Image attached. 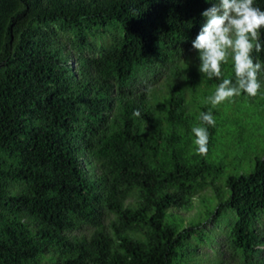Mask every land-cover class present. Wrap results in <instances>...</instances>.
<instances>
[{
    "label": "trees",
    "instance_id": "1",
    "mask_svg": "<svg viewBox=\"0 0 264 264\" xmlns=\"http://www.w3.org/2000/svg\"><path fill=\"white\" fill-rule=\"evenodd\" d=\"M211 6L0 0V264H200L204 228L223 218L212 262L264 264V72L256 97L215 107L221 80L189 67L186 85L169 79ZM222 72L235 79L231 59Z\"/></svg>",
    "mask_w": 264,
    "mask_h": 264
},
{
    "label": "clouds",
    "instance_id": "2",
    "mask_svg": "<svg viewBox=\"0 0 264 264\" xmlns=\"http://www.w3.org/2000/svg\"><path fill=\"white\" fill-rule=\"evenodd\" d=\"M212 6L202 12L205 18L191 47L198 53V71L208 79L222 82L215 94L209 97L215 107L222 102H231L244 93L256 97L261 89L258 76L264 65L253 57V52L264 50L260 33L264 30V11L254 6V0H205ZM232 61L235 79L223 78L222 66ZM139 117L140 112L134 111ZM203 124L214 127L211 112L202 113ZM196 151L200 155L208 152L209 132L207 127H194Z\"/></svg>",
    "mask_w": 264,
    "mask_h": 264
},
{
    "label": "rangeland",
    "instance_id": "3",
    "mask_svg": "<svg viewBox=\"0 0 264 264\" xmlns=\"http://www.w3.org/2000/svg\"><path fill=\"white\" fill-rule=\"evenodd\" d=\"M113 33L108 32L104 33L102 35L92 36L91 40L96 43L99 47L102 45H107L113 40ZM199 59H198V53L194 50L190 53L184 54L180 60L178 61V68L176 70L180 71V74L170 75L169 79L170 81L178 82L182 85H186V80L190 79L191 76V70L195 69L198 71L199 68ZM191 68L190 72H186L185 69ZM164 73L160 76H157L156 79H151L149 81V84L153 93L157 94L158 96H161L168 92L167 87H165V80L167 75L169 74L168 71L163 70ZM205 76V75H203ZM187 87V86H186ZM189 97V95H187ZM210 193V191H209ZM196 202H199L196 200ZM181 214L186 217V226H190V221H197L196 218L198 217L197 209L193 208L191 210H183L181 211ZM228 220V221H227ZM223 218L221 221L216 222V219L214 221L205 226V231L207 233H210L211 235H214L213 237L206 238V242L204 241L201 244L200 248V264H214L212 262L213 259H216L220 256V252L223 249V241L225 238V229L227 228V225L229 224L230 218ZM79 231H75V233H78ZM192 242H195V237L191 238Z\"/></svg>",
    "mask_w": 264,
    "mask_h": 264
}]
</instances>
